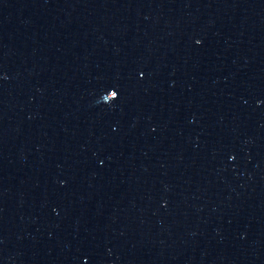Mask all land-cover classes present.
<instances>
[{
	"label": "water",
	"instance_id": "1",
	"mask_svg": "<svg viewBox=\"0 0 264 264\" xmlns=\"http://www.w3.org/2000/svg\"><path fill=\"white\" fill-rule=\"evenodd\" d=\"M0 264H264V0H0Z\"/></svg>",
	"mask_w": 264,
	"mask_h": 264
}]
</instances>
